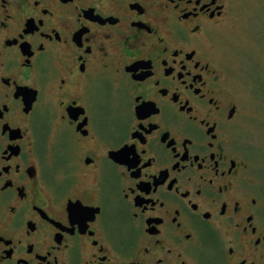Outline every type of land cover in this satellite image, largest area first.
Listing matches in <instances>:
<instances>
[{"label": "flooded vegetation", "instance_id": "1", "mask_svg": "<svg viewBox=\"0 0 264 264\" xmlns=\"http://www.w3.org/2000/svg\"><path fill=\"white\" fill-rule=\"evenodd\" d=\"M232 4L0 0V264H264Z\"/></svg>", "mask_w": 264, "mask_h": 264}, {"label": "rangeland", "instance_id": "2", "mask_svg": "<svg viewBox=\"0 0 264 264\" xmlns=\"http://www.w3.org/2000/svg\"><path fill=\"white\" fill-rule=\"evenodd\" d=\"M214 41L218 60L242 93L244 133L257 154L251 164L264 184V0H233Z\"/></svg>", "mask_w": 264, "mask_h": 264}]
</instances>
